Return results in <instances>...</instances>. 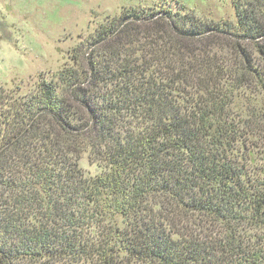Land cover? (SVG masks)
<instances>
[{
	"label": "trees",
	"instance_id": "trees-1",
	"mask_svg": "<svg viewBox=\"0 0 264 264\" xmlns=\"http://www.w3.org/2000/svg\"><path fill=\"white\" fill-rule=\"evenodd\" d=\"M232 6L125 8L56 78L0 85V264H264V154L231 116L264 95V0Z\"/></svg>",
	"mask_w": 264,
	"mask_h": 264
},
{
	"label": "rangeland",
	"instance_id": "rangeland-1",
	"mask_svg": "<svg viewBox=\"0 0 264 264\" xmlns=\"http://www.w3.org/2000/svg\"><path fill=\"white\" fill-rule=\"evenodd\" d=\"M174 1L186 4L204 22L218 19L235 21L233 0H0V85L9 89L19 87L22 94L30 93L40 78H56L55 74L64 64H74L70 55L77 48L86 52L85 44L97 27L119 16L123 9ZM147 26H135L141 45L146 44L143 31L148 29ZM226 40L230 42L229 38ZM192 43L196 48L204 44ZM241 43L258 64L260 60L255 46ZM82 61L79 63L83 64ZM248 85L238 89L231 116L242 117L241 129L253 146V160L260 163L264 154V95L252 82ZM78 163L86 175H94L98 171L88 153H83Z\"/></svg>",
	"mask_w": 264,
	"mask_h": 264
}]
</instances>
